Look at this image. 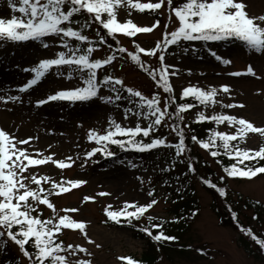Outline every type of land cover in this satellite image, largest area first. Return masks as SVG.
I'll list each match as a JSON object with an SVG mask.
<instances>
[{
  "label": "snow or ice",
  "instance_id": "obj_1",
  "mask_svg": "<svg viewBox=\"0 0 264 264\" xmlns=\"http://www.w3.org/2000/svg\"><path fill=\"white\" fill-rule=\"evenodd\" d=\"M7 4L12 14L6 17L0 13V48L7 47L9 43L32 42L49 52V56L39 58L32 65L20 69L22 72L31 73V76L18 86V92H26L51 74L56 79L62 78L75 83L69 87H60L35 100L37 107L48 102L76 104L90 103L93 100H99L106 105L126 101L127 105H130L122 112V120H130V125L118 122L110 116L107 127L102 132L91 128L88 130L87 140L97 146L84 152L86 160L96 153H100L102 157H114L115 153L109 149V145L138 152L166 147L175 150L176 158L187 150L185 129L188 124L181 123L185 119L182 113L196 105L177 102L173 94L170 77L178 75V69L176 65L165 62L166 50L170 46L192 41H201L205 45L208 42L239 41L247 50L264 55V14H251L246 0H182L179 6H173V0H7ZM120 8L134 9L141 13L149 10L158 12L159 16H165L167 13L168 22L162 26L164 31L161 38L155 41L152 47H143L134 39V50L122 46L119 34L131 38L137 34L151 33L161 25V21L157 18L150 25L143 26L131 18L121 21L118 18ZM130 14L129 11L127 15L130 17ZM172 14L176 18L175 21H172ZM174 22H178L177 25L167 31L169 23ZM92 25L96 27L94 36L90 37L86 30ZM48 37L52 39H46ZM109 38L114 44L109 43ZM104 47L107 54L95 57L94 53ZM191 50L193 54L198 51L194 47ZM204 50L223 65L231 63L229 58L218 54L211 47ZM183 51L186 53L189 49L184 48ZM120 54H126L127 58L155 82L158 89L168 95L162 97L159 91L150 96L145 95L136 87L125 84L121 77L105 72L106 66H111ZM141 54L155 58L158 67H153L142 59ZM100 72L104 74L101 76ZM229 75L257 77L251 64ZM102 90H107L109 94H101ZM258 92L264 94V89H258ZM219 94L231 96V85L222 83L218 87L209 86L205 89L189 84L182 87L180 100L193 97L198 104L205 106L221 104L227 109L245 107L243 103H222L216 99ZM19 100L17 95H0V101L5 103ZM144 121L147 123L144 124ZM195 121H212L229 129H209L207 139L198 138L195 134L190 137L201 149L209 152L211 157L225 155L230 161H234L223 166L225 175L219 177L221 181L225 176L251 179L257 174H264V164L258 163L259 160H264V143L255 149L240 146L241 142L250 139L249 134H259L264 138V126H256L243 116L226 112L206 115L203 111H197ZM160 127H167L175 133L176 142L168 141L163 136L152 135ZM48 131L51 132V129ZM145 138H148L147 141ZM37 139L35 136L20 138L0 127V240H10L17 246L27 264H73L69 256L75 259V264H93L89 258L92 253L85 246L80 243L65 245L58 235L62 234L63 230H79L88 243H95L86 232L87 222L76 220L69 215L78 209L58 210L51 199L52 196L66 193L86 181L65 180L63 177L56 180L51 175L39 173V166L50 163L63 170L75 164V160L71 156L56 158L55 152L48 151L45 154L44 150L34 148L30 142ZM217 141L220 142L219 145ZM47 147L50 150L53 146L49 144ZM246 161L249 163H245ZM216 162L221 163L220 160ZM127 164L132 168L137 166L132 161ZM187 168L189 172H195L191 161ZM201 179L203 184L215 189L220 196L226 195L225 188L219 187L209 179ZM177 191L181 189L178 187ZM154 193V188L148 191V199L143 204L124 201L123 207L116 210H112V205L109 204L104 208V212L109 220L117 224L139 221L158 203ZM97 195L105 196L109 193L102 191ZM95 199V196L83 197L84 201ZM41 206L50 210L48 217L43 216L44 207ZM60 212L64 214L61 215ZM192 215L195 216L196 212H192ZM235 215L233 213L234 217ZM153 219L152 215H147L149 226L140 228V231L156 242L178 239L166 235L162 225L153 223ZM153 229L159 231L154 234ZM242 230L264 249V238L257 236L251 228ZM95 246L100 247L99 244ZM6 247L5 243V250ZM197 251L203 252V249ZM81 253L86 255L80 256ZM118 259L127 261V264H142L129 256H121Z\"/></svg>",
  "mask_w": 264,
  "mask_h": 264
},
{
  "label": "rangeland",
  "instance_id": "obj_2",
  "mask_svg": "<svg viewBox=\"0 0 264 264\" xmlns=\"http://www.w3.org/2000/svg\"><path fill=\"white\" fill-rule=\"evenodd\" d=\"M141 2H146V0H141ZM246 2L251 14H264V0H246ZM129 11L130 17L127 15ZM0 13L6 17H10L12 14L8 8L7 0H0ZM118 13V18L121 21L131 18L141 26L150 25L155 20L149 13H141L134 9L120 8ZM16 14L19 15V13ZM166 16L167 13L165 16H159L161 25L151 33L137 34L131 38L119 34L120 43L129 50H134L133 39L143 47H152L155 41L161 38L164 31L162 26L168 22ZM175 20L176 18L172 14V21ZM177 23H169L167 31H171ZM95 27L92 25L86 30V34L90 37L94 36ZM46 39L51 40L52 38ZM56 47L59 46L56 45ZM216 47L215 50L218 54L231 60L229 65L217 62L206 52L193 54V52L185 53L178 50L166 53L165 62L176 65L178 69V75L170 77L174 88L173 94L175 96L180 95L182 87L189 84L207 89L209 86L218 87L222 83H228L231 85L232 95L219 94L216 99L222 103H243L245 107L227 109L223 108L221 104L195 106L182 114L185 117L184 120L192 118L193 113L197 111H203L206 115L226 112L243 116L254 122L256 126H264V94L258 92V89H264V55L254 52L247 53L238 45ZM105 54H107L106 47L98 49L94 56L99 58ZM47 56H49L47 50L39 48L32 42L9 43L7 47L0 48V95H17L20 97L19 101H8L7 103L0 101V127L15 133L20 138L38 137L37 140L30 143L34 148L44 150L45 154L51 151L56 153V158L71 156L75 160V164L63 170H59L49 163L45 166H39L38 171L41 174L51 175L56 180L63 177L65 180L82 179L86 181L85 184L58 196L54 195L51 199L58 210L64 208L78 209L77 212L69 213V215L76 220L87 222L86 232L95 243H88L79 230H63L62 234L59 235L65 244L80 243L85 246L92 253L89 258L93 264H127V261H121L118 258L130 254H140L145 248V240L134 236L127 226L106 224L103 221L105 217L104 208L110 204L112 209H119L123 207L124 201H137L143 204L148 199L147 192L154 188V195L158 203L148 210L147 214L170 218L171 214L168 209L172 202L166 199L167 192L159 181L153 185V169L132 168L128 166L126 160L108 164L107 159L102 157L100 153L85 159L84 152L97 146L94 142L87 140V132L90 128L102 132L107 127L110 116L118 122L131 124L130 120H122L124 109L122 104L117 102V104L106 105L99 100H93L90 103L77 102L76 104L48 102L37 107L35 100L43 98L49 92L60 87H69L75 83V81L69 82L62 78L56 79L51 74L26 92L17 91L18 86L25 83L26 79L31 76V73L22 72L20 69ZM141 57L151 65H158V61L153 57H147L143 54ZM248 64L254 67L257 77L229 75L233 71L245 69ZM134 67L126 56H119L111 66H106L105 71L121 77L125 84L134 86L145 95L150 96L154 93L151 80ZM10 72L12 73L10 74ZM101 94L109 93L107 90H102ZM143 123L146 124L147 122L144 121ZM49 129L51 132L48 131ZM167 130L165 134L170 136L173 132L169 128ZM215 130L226 131L229 129H226L225 125H217ZM173 136L171 135L169 138ZM249 136L250 139L241 142L240 146L257 148L260 145L258 136L256 134H249ZM49 144L53 146L50 150L47 147ZM196 146L199 148L198 153L203 160L217 168L213 157L201 149L198 144ZM227 183L234 191L235 199L240 195L242 198L257 199L264 202V174L251 179L228 178ZM191 185L193 191L190 195L196 206L195 211H193L196 212V215H192L188 223L187 236L189 239L180 241L187 243L191 248L189 246L184 248L181 255L175 251L171 258L162 257L154 264H264L251 257L239 244V229L218 224L210 207V196L195 178L191 180ZM102 191L109 193V195H97ZM84 196H95L96 199L84 201ZM41 207H44L43 216L48 217L50 210L45 206ZM245 211L248 215L252 214L249 209H245ZM60 214L63 215L64 213L60 212ZM173 217L175 216H172L171 219ZM260 218L259 222L252 219L249 223L252 225L251 227L264 234V213ZM244 237L249 239L247 234H244ZM96 244H99L100 247L97 248ZM197 249H203V252L197 251ZM79 255L85 256L86 254L81 253ZM20 258L23 264H27V260L21 255ZM68 258L72 259L73 264H75L73 257L69 256Z\"/></svg>",
  "mask_w": 264,
  "mask_h": 264
},
{
  "label": "trees",
  "instance_id": "obj_3",
  "mask_svg": "<svg viewBox=\"0 0 264 264\" xmlns=\"http://www.w3.org/2000/svg\"><path fill=\"white\" fill-rule=\"evenodd\" d=\"M182 3V0H173V6H179ZM145 12L149 13L154 19L159 18L158 12H151L149 10H145ZM109 43H113L114 41L109 38ZM122 46H124L121 43ZM224 47L226 45H238L242 47L247 53H250V50H247L242 43L239 41H219V42H208L207 45L201 41H192V42H181L179 45H172L166 50V53L170 51H183L184 48H188L189 52H192V48L198 49L197 52H206L204 50L206 47H211L215 50L216 46ZM125 47V46H124ZM196 52V53H197ZM119 56H126V54H120ZM118 56V57H119ZM127 57V56H126ZM129 59V58H128ZM129 61L135 66V69H138L141 73L145 74L152 83L154 92L159 91L162 94V97L168 95L163 93L162 89H158L155 85V82L144 73L134 62L130 59ZM153 67H158L152 65ZM66 71V69H64ZM105 71V70H104ZM107 72V71H105ZM108 73V72H107ZM104 73L100 72L102 76ZM177 102H189L193 103L196 106H200L194 100L193 97H187L184 101L180 100V95L176 96ZM123 105V107H128L126 101L118 102ZM173 110V109H170ZM183 114V113H182ZM183 123H187L188 127L185 129V143L187 145V150L179 157L176 158L175 150L169 149L166 147H161L157 149H153L146 152H138L134 150H122L117 145H109V149L115 153L114 157H105L107 159V163L111 164L115 161L126 160L132 161L137 166L136 169H153L154 177L153 185H156L159 181L160 184L164 187V190L167 192L166 199L172 204L169 206V213L172 216L179 217V219L173 220L166 217L161 216H153V223H159L162 225L163 232L166 235H172L177 237V240L174 241H160L156 242L151 240L149 236L140 231V228L149 226L147 221V213L144 217H142L139 221L133 220L131 224L127 222H122L117 224L116 222L109 220L104 212V222L109 225H124L131 229L134 236L138 238H142L145 240V248L144 250L138 254H130L127 255L135 260H139L142 264H154L159 261L162 257H166L167 259L171 258L175 251L178 255H181L184 251V248H187L189 245L187 243H181L180 241L188 240L187 236V228L190 218L192 216V212L195 211V204L192 196L190 195L193 191V186L191 185V180L195 178L202 188L206 190V192L210 196V207L214 212L218 224L222 226L234 227L237 230L239 229L238 241L241 246L247 251V253L253 257L255 260L264 263V249H261L249 236V239L244 237L245 232H243L242 228H251L252 231L259 236L260 238H264V234L261 231L254 229L251 227L252 225L249 223L250 220L260 221L261 215L264 213V202L257 199L250 198H242L239 196L234 198V191L228 186L227 180L229 177L225 176V179L221 181L219 179L220 176H224L223 166H227L229 163L234 162L230 161L229 157L225 155H220L218 157L213 158L216 162L220 160L221 163H215L217 168L211 166L207 161L203 160L200 153H198L199 148L196 146V143L191 141V135L195 134L198 138L207 139L209 129H215L217 125L212 121H204V122H196L195 121V113H193L192 118H188L184 120ZM167 127H160L157 132L152 133V135H158L166 137L168 141L176 142L177 137L175 133L173 137L169 138L167 134ZM259 138V143H264V138H261L259 134H256ZM148 138H145L147 141ZM219 141L217 144L219 145ZM235 143V142H232ZM219 151H223L222 149H218ZM209 153V152H208ZM165 161V163H163ZM192 162L195 168V172H189L187 168V164ZM249 163V162H245ZM259 164H264V160H259ZM263 174H257L255 177ZM206 178L211 180L213 183H216L219 187H223L226 190L225 196H220L215 189H212L210 186L203 184L201 178ZM234 179V178H231ZM241 179V178H238ZM180 188L181 191H177V188ZM152 188V186H151ZM259 201V203H257ZM117 208H113L112 210H116ZM245 209H249L252 211V214L248 215ZM235 213V217L233 216ZM122 220L124 218H121ZM159 229H153V233L158 232ZM59 235V234H58ZM60 240L61 237L59 235ZM63 241V240H62ZM64 242V241H63ZM251 245H250V243ZM6 243V250L4 248V244ZM65 244V243H64ZM67 245V244H65ZM250 245V246H249ZM191 248V246H189ZM31 250V249H30ZM0 264H23L20 253L18 251L17 246H15L10 240H0Z\"/></svg>",
  "mask_w": 264,
  "mask_h": 264
},
{
  "label": "bare ground",
  "instance_id": "obj_4",
  "mask_svg": "<svg viewBox=\"0 0 264 264\" xmlns=\"http://www.w3.org/2000/svg\"><path fill=\"white\" fill-rule=\"evenodd\" d=\"M7 72H9V71H7ZM12 72H10V74H11ZM1 75V74H0Z\"/></svg>",
  "mask_w": 264,
  "mask_h": 264
}]
</instances>
